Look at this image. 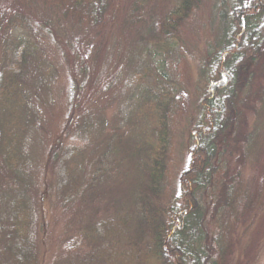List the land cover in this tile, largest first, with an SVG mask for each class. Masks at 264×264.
Segmentation results:
<instances>
[{"label": "rangeland", "instance_id": "374dc122", "mask_svg": "<svg viewBox=\"0 0 264 264\" xmlns=\"http://www.w3.org/2000/svg\"><path fill=\"white\" fill-rule=\"evenodd\" d=\"M176 1L119 0L114 18L84 26L51 2L0 0V224H11L21 191L29 253L15 262L2 246L14 250L18 236L5 231L0 264L159 263L141 201L162 206L179 189L201 111L200 59L233 3L202 0L178 39H159L158 17ZM236 129L217 144L218 177L235 176L240 192L217 218L206 214V231L224 264H264V100ZM216 189L199 193L204 208Z\"/></svg>", "mask_w": 264, "mask_h": 264}, {"label": "trees", "instance_id": "16d2710c", "mask_svg": "<svg viewBox=\"0 0 264 264\" xmlns=\"http://www.w3.org/2000/svg\"><path fill=\"white\" fill-rule=\"evenodd\" d=\"M38 1L54 3L63 17H71L84 26H99L114 18L119 3V0ZM201 3L202 0H177L171 10L159 15L158 38L178 39L180 24ZM132 15L134 13L130 12L128 17ZM220 17V31L213 51H206L200 59L205 80L200 97L201 111L190 130V160L179 176V189L162 206L151 205L147 198L141 201V212L158 264H224L223 253L218 250L217 254L218 245L206 231V214L210 219L217 218L223 209L235 203L240 192L235 176L218 177L226 148L219 150L217 144L228 142V136L239 126L240 116L246 111H255L264 100V85L253 87L255 67L264 58V0H233L230 10ZM1 93L2 88L0 103L6 105L8 97ZM209 186H217V189L209 206L204 208L199 193ZM21 193L17 191L15 198L9 201L11 224L5 227L0 224V235L9 231L6 234L18 236L14 250L7 244V247L2 246L3 251L15 255L17 263H22L29 255L25 216L19 213ZM65 246L72 249L75 243Z\"/></svg>", "mask_w": 264, "mask_h": 264}]
</instances>
